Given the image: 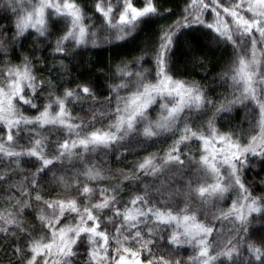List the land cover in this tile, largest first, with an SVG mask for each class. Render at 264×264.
Returning <instances> with one entry per match:
<instances>
[{
  "label": "snow or ice",
  "instance_id": "snow-or-ice-1",
  "mask_svg": "<svg viewBox=\"0 0 264 264\" xmlns=\"http://www.w3.org/2000/svg\"><path fill=\"white\" fill-rule=\"evenodd\" d=\"M0 264H264V0H0Z\"/></svg>",
  "mask_w": 264,
  "mask_h": 264
},
{
  "label": "trees",
  "instance_id": "trees-1",
  "mask_svg": "<svg viewBox=\"0 0 264 264\" xmlns=\"http://www.w3.org/2000/svg\"><path fill=\"white\" fill-rule=\"evenodd\" d=\"M152 32H147L143 33L140 36L136 38L135 41L130 42L128 45H124L121 48H116V49H111V50H105V51H96L92 53H87L86 54V59L89 57L91 58L92 61H103L105 64H107L108 60L110 57L112 58H119L120 55H123L125 52L130 51L133 47L135 46H143V43L151 38ZM87 65H84L82 68L79 69H73V74L75 76H80L81 78H84L85 76L88 75V72L86 71ZM193 74L196 76L197 79L200 78V76L203 75V73L200 72L199 69L191 70ZM83 73V75H81ZM150 150H155V149H150ZM135 160V157L129 156L127 157L125 163H130ZM118 167L119 165H115Z\"/></svg>",
  "mask_w": 264,
  "mask_h": 264
}]
</instances>
